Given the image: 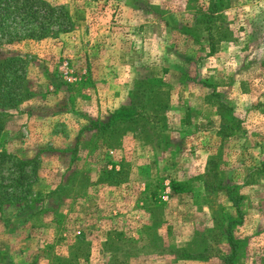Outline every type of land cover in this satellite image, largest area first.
Segmentation results:
<instances>
[{
	"label": "rangeland",
	"instance_id": "374dc122",
	"mask_svg": "<svg viewBox=\"0 0 264 264\" xmlns=\"http://www.w3.org/2000/svg\"><path fill=\"white\" fill-rule=\"evenodd\" d=\"M44 1L71 28L0 38L1 56L24 60L29 94L2 110L0 142L34 161L35 180L16 193L39 200L34 210L2 205L0 264H46L45 245L65 256L78 236L86 264H220L230 184L243 198L240 264H264V0H228L212 51L196 30L205 0ZM221 106L238 121L231 136L219 131L229 122ZM137 112L143 119L116 124L113 148L89 143L93 124ZM112 167L121 181L97 183Z\"/></svg>",
	"mask_w": 264,
	"mask_h": 264
},
{
	"label": "trees",
	"instance_id": "16d2710c",
	"mask_svg": "<svg viewBox=\"0 0 264 264\" xmlns=\"http://www.w3.org/2000/svg\"><path fill=\"white\" fill-rule=\"evenodd\" d=\"M227 1L205 0V8L202 11L197 10L196 30L200 29L206 33L207 48L211 51L220 41L219 37L214 36V32L217 30V22L223 10L227 7ZM53 22L57 25L56 32L62 31L67 25L70 28L72 26L70 18L61 7L51 6L44 0H0V38H6V43L13 40L16 41V39L42 40L48 36L52 37V35L54 38L56 37L54 36L56 33H51L49 30V23L52 24ZM13 27H20L21 32L18 33ZM24 74L25 63L21 57L18 55L3 57L0 55V137L3 130L1 120L2 110L14 108L29 95L22 84ZM221 110L228 114L229 122L221 124L219 131L224 133L225 136H231L239 129L238 121L227 107L221 106ZM138 119H143L142 114L139 112L121 116L115 113L105 123L92 125L94 132L93 138L89 143H94V148H98L99 145L100 147L113 148L112 144L117 143L119 138L116 124H134ZM79 141H83L81 135L77 136L75 149ZM33 163V160L12 159V156L8 155L2 148L0 142V174L7 165H9L8 172L11 173V178L9 179L10 186L2 184L3 178L0 176V209L3 204L7 203V205L18 206L19 202H25L23 209H35L36 202H39L37 198L27 199L24 196L21 199L16 193L17 189L26 192L31 180L32 182L35 180V168L34 166L33 168L31 167ZM27 166H30L31 169L26 171ZM260 167L264 170V162L260 164ZM77 173L75 172L74 175H77ZM121 178L122 171L120 169L116 171L112 167L110 170L104 171L99 175L96 182L114 185L118 184ZM24 183L26 184L24 185ZM169 185L173 193H178V186H181L179 182L170 181ZM9 187H13V189L8 191ZM56 189V192H58L60 188ZM238 189L239 187L236 184H230L222 188L227 201L235 211V218L223 221L219 225V228L222 229L220 235L227 246V252L218 256L220 264H240V259L245 251L244 240L235 238L233 235L234 226L240 225L243 217L241 211L243 198L239 194ZM79 238V236L76 237L73 243L67 246V255L65 256L55 254L52 251L53 246L49 244L45 245L39 252L45 257L46 264H86L88 260V247L83 245ZM197 258H200V256L197 255Z\"/></svg>",
	"mask_w": 264,
	"mask_h": 264
}]
</instances>
